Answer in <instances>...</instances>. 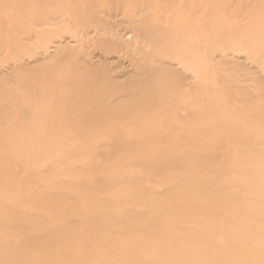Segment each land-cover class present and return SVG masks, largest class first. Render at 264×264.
<instances>
[{"label":"rangeland","instance_id":"obj_1","mask_svg":"<svg viewBox=\"0 0 264 264\" xmlns=\"http://www.w3.org/2000/svg\"><path fill=\"white\" fill-rule=\"evenodd\" d=\"M233 125L246 129L239 140L249 148L225 146L238 137L225 130ZM4 141L13 154H3ZM1 143L0 182L23 199L48 189L53 196L50 177L79 209L88 207L86 194L104 189L98 194L109 204L94 212L104 218L96 225L102 234L86 228L92 247L110 234L142 255L171 248L196 225L184 215L202 204L219 216L210 223L221 230L216 242L235 240L234 220L240 244L264 238V197L245 199L232 188L205 194L231 183L233 172L264 182L263 167L220 161L264 154V0H0ZM185 190L198 198L178 199ZM167 199L178 211L164 210ZM166 229L174 235L163 243L155 237ZM213 257L196 248L182 259Z\"/></svg>","mask_w":264,"mask_h":264},{"label":"bare ground","instance_id":"obj_2","mask_svg":"<svg viewBox=\"0 0 264 264\" xmlns=\"http://www.w3.org/2000/svg\"><path fill=\"white\" fill-rule=\"evenodd\" d=\"M225 130L227 133H235L238 136L236 137L233 134L234 142L229 141L225 143L226 147L236 145L248 147L246 143H242L239 140L241 135L245 136L246 129L238 128V126L233 125L226 127ZM2 138L5 140V136ZM164 143H166V140H164ZM1 145L2 143L0 146ZM254 146L255 145H251L250 149ZM8 149H10V152L7 151ZM172 149L181 150V148ZM1 150L3 154H13V147L5 141L1 146ZM157 152V157L159 158L161 156L160 154L164 151L160 150ZM255 155H224L220 156V161L224 159L225 162L229 163V166H232L243 160L249 167L264 168V154L262 156L259 154ZM65 160H68L67 157ZM159 163L160 169L166 167L165 160H161L160 158ZM174 163L180 164L178 161ZM219 164H221V162H219L218 165ZM215 167L216 166L212 167L213 170ZM85 169H87V167L83 170ZM73 170L75 171V169ZM237 172H240V170H237ZM68 175H72V173L68 172ZM34 181L41 183L43 187V179L41 176H38L37 179L35 178ZM234 181L235 183L233 185L232 182ZM29 182L32 183L31 180ZM80 182L82 186L86 185L84 180H80ZM230 182L231 183L227 184H223L222 182L215 183L214 189H208L205 194L208 195L211 191H221L226 188H232V192H237L245 199L262 200V197H264V182L261 179L252 178L250 180H243L236 177L235 172H233L232 181ZM47 183L52 187L53 196L47 195L50 194V189H48L44 190L47 194L42 192L38 193L35 197V194H33L29 199H23L17 195L18 192L16 190L13 192L11 191L14 185H10L7 182L2 184L0 182V210L7 205L6 213H1L0 211V264H187L186 261L182 259V256L190 254V252H193L196 248L202 252L204 258L214 256L212 261L208 264H261L264 262V238H258L253 241L251 236H247L245 240L246 243L240 244L239 238L242 224L237 220L231 222L232 225H240L239 229L236 230L235 240L232 239L230 243L216 242L215 238H217L221 230L212 229L210 223L211 220L219 219V216L216 213H212L210 208L203 204L202 206H195L193 210L187 211L184 215V221L191 220L194 221L196 225L189 229L188 236L184 239H176L174 246L171 248H163L153 254L142 255L140 249L130 248L125 245L124 242H129V239L117 241L110 234L108 236L104 235L102 239L99 238L97 246L92 247L90 245L92 241L91 238L95 236L86 234V228L87 231L92 234H102V231L99 230L97 226H100L104 218L94 212L99 207V204H109V200L106 196L103 197L98 194L102 192L105 193L104 189L97 190L96 193L93 194H86L88 207L79 209L75 207L77 206L76 199L74 195L67 190L65 184L56 181L52 183L51 177L49 181L47 180ZM57 191L59 192V196L65 193L64 197L55 196ZM176 196H178V199L198 198V194L189 190H185L182 195ZM176 196L174 197L176 198ZM84 199L85 197L83 196V200ZM98 199H100L101 202ZM167 201L168 199L164 201L165 211H178L176 206L172 207ZM29 207L32 208L30 212H28ZM248 207L254 209L253 206L250 205V202L248 203ZM249 208H247V211L253 217L252 213H254L255 210H250ZM45 210L56 212L58 210L60 216L57 218H47L42 213ZM16 213H19L20 217L14 218L13 214ZM200 219L201 223H199ZM76 220L81 221L85 229L82 231L74 230L72 226L75 224L74 222ZM13 229L18 230L17 234L14 236L10 234L14 231ZM146 232L145 235L152 238L151 234ZM104 233L107 232L104 230ZM173 235V229H166L160 231L155 238L164 243L168 242L170 236ZM221 235L225 236L226 232H222ZM5 241L9 244V247L2 248L1 245ZM200 241H205L207 243L205 248L208 250H203L198 245ZM250 244H254L255 247L258 248V253L252 254L248 251V245ZM119 246H122V248L115 250V248ZM230 247L237 248L234 254L229 250ZM163 250L167 253H162ZM84 251H90V254L84 255ZM112 251H114V253L110 254ZM100 252L103 254H100ZM3 255L5 258H3ZM221 255L230 256L232 258L230 261L226 262L222 259ZM168 257L171 259L168 260Z\"/></svg>","mask_w":264,"mask_h":264}]
</instances>
